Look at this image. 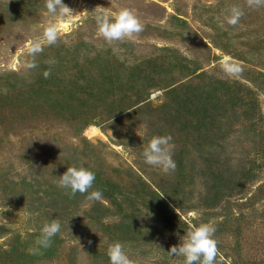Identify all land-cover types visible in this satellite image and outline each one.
<instances>
[{"label": "rangeland", "instance_id": "1", "mask_svg": "<svg viewBox=\"0 0 264 264\" xmlns=\"http://www.w3.org/2000/svg\"><path fill=\"white\" fill-rule=\"evenodd\" d=\"M63 2L71 18L53 17L45 0H0V264H109L114 240L136 264H183L167 251L201 222L216 228L220 264H264V5ZM234 5L244 15L233 26ZM96 7L131 8L143 31L106 41ZM50 22L58 39L48 45ZM33 39L43 50L28 68ZM224 57L242 71L226 75ZM165 134L168 173L141 155ZM74 164L95 172L89 192L103 200L57 186ZM55 218L51 246L30 254Z\"/></svg>", "mask_w": 264, "mask_h": 264}, {"label": "clouds", "instance_id": "2", "mask_svg": "<svg viewBox=\"0 0 264 264\" xmlns=\"http://www.w3.org/2000/svg\"><path fill=\"white\" fill-rule=\"evenodd\" d=\"M249 7L264 5V0H247ZM45 8L53 17L68 19L74 16L73 10L63 2V0H45ZM90 13L95 21L98 33L106 41L123 40L131 38L133 34L143 31V23L138 14L131 8H121L109 13L104 7H96ZM76 15V14H75ZM244 15L241 7L232 6L225 15V21L229 25H236ZM58 25L55 22L48 23L43 30V41L48 45L55 44L58 39ZM41 39H33L27 46V53L32 57V61L26 66L36 67L35 56L42 51ZM54 63L55 61H49ZM221 70L228 76L238 75L242 67L224 57L221 60ZM47 78L50 70L43 73ZM171 134L154 135L146 145L142 147V158L147 165L159 168L162 172L168 173L175 170L176 164L173 159L174 143ZM57 186L66 190L70 195L87 193L86 199L90 201L103 200L102 190L93 188L96 174L90 168L84 166L71 165L60 176H57ZM61 223L58 219L45 222L40 228V234L36 237V247L29 248L30 254H38L41 248L51 246L52 238L58 233ZM215 226L211 222H201L197 226L190 227L184 235L179 237V243L171 246L167 251L170 256L183 257V264H220L218 260L217 241L214 238ZM107 256L109 264H136L126 251L125 244L119 240L108 243Z\"/></svg>", "mask_w": 264, "mask_h": 264}, {"label": "bare ground", "instance_id": "3", "mask_svg": "<svg viewBox=\"0 0 264 264\" xmlns=\"http://www.w3.org/2000/svg\"><path fill=\"white\" fill-rule=\"evenodd\" d=\"M95 130V129H94Z\"/></svg>", "mask_w": 264, "mask_h": 264}]
</instances>
